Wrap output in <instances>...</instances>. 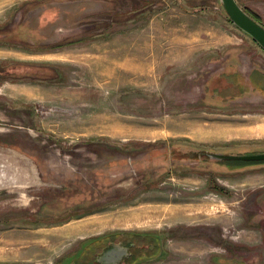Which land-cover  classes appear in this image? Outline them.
Segmentation results:
<instances>
[{"label":"rangeland","instance_id":"374dc122","mask_svg":"<svg viewBox=\"0 0 264 264\" xmlns=\"http://www.w3.org/2000/svg\"><path fill=\"white\" fill-rule=\"evenodd\" d=\"M20 1L0 0V248L25 247L0 264H86L113 232L139 234L135 264H264V161L209 156L264 152V50L220 0ZM34 166L54 186L7 195Z\"/></svg>","mask_w":264,"mask_h":264},{"label":"flooded vegetation","instance_id":"af4514ba","mask_svg":"<svg viewBox=\"0 0 264 264\" xmlns=\"http://www.w3.org/2000/svg\"><path fill=\"white\" fill-rule=\"evenodd\" d=\"M53 1L57 2L56 4H54V7L57 8L56 13H55L56 15L59 14L58 12L62 8L66 7L65 6L66 3H75V4L79 5V2H83L82 4H84L87 1V4L89 6H94V7L97 6L96 8L106 9V7L104 5H105L106 2H109V0H53ZM89 1H94V2L91 3ZM123 8H125V7H123ZM85 9H86V7H85ZM139 11H140V9L134 11L133 13H137ZM63 25H65V24H63ZM104 25H102V26L95 25V27L99 31H103L104 30ZM88 26H92V24H89ZM107 26L108 25H106V28H108ZM64 27H65L66 30L69 31L68 33L77 31L78 27H81L79 29V31L82 30L81 32H83V30H85V31L89 30L88 27H84L83 24H81V25L69 24V25H65ZM71 42H75V39H72V41L70 40V42H69L70 45L73 44ZM43 147L45 148V146H43ZM11 148L15 149L13 147H11ZM21 153L24 154L26 152L22 151ZM37 156H36V154H33V155H29L28 154V159L32 160V162H33L35 160V158H39ZM32 164H34V163H32ZM31 169L34 170L35 166H34V168L26 169V172H25L26 175H24V174H22L20 172V175L22 176L23 180L24 181H30V183L28 185L27 184H21V185L20 184L19 185L15 184L16 187H13L12 189H9L8 192H7V195L11 194V195L14 196V194L18 190H21V188H25L24 191L27 192V195H28L30 190H31V188H39V187H42V186H45V187L46 186L47 187H53L54 186V184H53L54 182H52L51 180L48 181L46 179V181H45V179L44 180L42 179V177H43L42 175H44L45 173H44V171L42 169H40L38 167H37V169H35V175H33V176H36L38 179L37 180L36 179L35 180L34 179L27 180V175L30 176ZM46 175H48V173H46ZM49 175H51V174H49ZM13 176H15V174L12 175V177H11L12 179H14ZM77 181L78 180H76V181L70 180L69 183H67V182L66 183L70 187L73 184L76 187V186H78V182ZM56 183H57V185H61L62 184V180L59 179ZM80 184L82 185L83 182L80 181ZM84 186H86V185H84ZM31 192H32V190H31ZM30 196H31V193H30ZM31 199H32V197H31ZM30 211H32V209ZM137 235H139V234L138 233L131 234V233H127V232L126 233L125 232H113V233H104L101 236L89 238L83 244V246L81 248L82 253L85 250H86V252L88 251L86 253V255L89 253L88 254L89 256H87L88 260H87V262L85 261L86 264H135L139 260V258H142V257L146 256L145 252H146V249H147V246L143 245V243H141V239L136 238ZM158 249L159 248H156L157 252H158ZM82 253L78 254L77 256L81 255ZM60 258H62V257H60ZM63 259H64V257H63Z\"/></svg>","mask_w":264,"mask_h":264},{"label":"water","instance_id":"95a60500","mask_svg":"<svg viewBox=\"0 0 264 264\" xmlns=\"http://www.w3.org/2000/svg\"><path fill=\"white\" fill-rule=\"evenodd\" d=\"M220 3L229 20L249 35L264 50V27L249 16L236 0H220ZM215 159H235L243 161H264V152L242 155H225L220 153L209 154ZM7 181L6 168H0V188L2 182ZM5 184L3 185V187Z\"/></svg>","mask_w":264,"mask_h":264},{"label":"crops","instance_id":"0c3cea01","mask_svg":"<svg viewBox=\"0 0 264 264\" xmlns=\"http://www.w3.org/2000/svg\"><path fill=\"white\" fill-rule=\"evenodd\" d=\"M110 1V0H109ZM139 1V0H138ZM30 2H32V0H21L20 2H18L17 4H16V6L15 7H13L12 8V10L13 11H19V14H21V12H25V8L27 7V6H29L30 5ZM19 5V6H18ZM55 11V10H54ZM56 12V11H55ZM119 21V20H118ZM6 23H8V22H6ZM39 232V234H46V233H49V234H51V232H47L46 230H40V231H38ZM54 233V232H53ZM42 236H44V238L42 239V241L43 242H47L48 241V239L49 240H52L49 236H47V235H42ZM46 237V238H45ZM24 242L26 243V244H28L27 242H28V240H24ZM4 244H3V247H1L0 248V252L2 251L3 253H6L7 254V249H4V246H11L12 247V249L14 248L15 250L14 251H12V252H14L15 253V251L16 250H20L21 248H23V247H25V246H21L20 244H21V241L20 240H15L14 238H11V237H9V238H6V240L3 242ZM38 243H39V240H38ZM15 246H17L18 248H15ZM43 246H44V248H48V246H47V243H43ZM49 249V248H48ZM5 251V252H4ZM11 252V253H12ZM48 253H49V250H48ZM47 253V254H48ZM41 255H46L45 254V252H42V254Z\"/></svg>","mask_w":264,"mask_h":264},{"label":"bare ground","instance_id":"6f19581e","mask_svg":"<svg viewBox=\"0 0 264 264\" xmlns=\"http://www.w3.org/2000/svg\"><path fill=\"white\" fill-rule=\"evenodd\" d=\"M149 208H150V206H148ZM151 210V209H150ZM161 211V208H155V206H154V208L152 209V211H150L149 213H150V216H156L159 212ZM143 215H145V213H142ZM147 216V215H146ZM152 216V217H153ZM49 234V233H48ZM54 234V233H53ZM53 234H51V235H53ZM50 235V234H49ZM35 236H36V234H35ZM55 236V235H54ZM27 237H28V235H27ZM32 237V236H31ZM34 238V237H33ZM46 238V237H45ZM51 238V237H50ZM36 239H37V236H36ZM39 239V238H38ZM6 240V239H5ZM34 240V239H33ZM49 240V239H48ZM43 243H47V242H43L42 241V244ZM39 244V243H38ZM36 245H37V243H36ZM38 246V245H37ZM43 247V246H42ZM38 250H39V248H38ZM41 250V249H40ZM34 253V252H33ZM41 253V252H40Z\"/></svg>","mask_w":264,"mask_h":264},{"label":"trees","instance_id":"16d2710c","mask_svg":"<svg viewBox=\"0 0 264 264\" xmlns=\"http://www.w3.org/2000/svg\"><path fill=\"white\" fill-rule=\"evenodd\" d=\"M238 3V2H237ZM244 9V8H243ZM244 11L249 15L251 16L256 22H258L259 24L262 25V23L259 22L258 18H256L255 16H253L250 12H248L247 10L244 9ZM263 26V25H262ZM264 27V26H263Z\"/></svg>","mask_w":264,"mask_h":264}]
</instances>
